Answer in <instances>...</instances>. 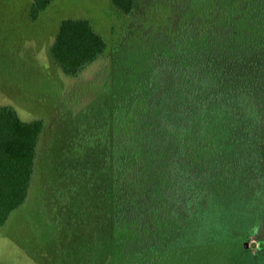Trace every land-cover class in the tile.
Returning a JSON list of instances; mask_svg holds the SVG:
<instances>
[{"label":"trees","instance_id":"16d2710c","mask_svg":"<svg viewBox=\"0 0 264 264\" xmlns=\"http://www.w3.org/2000/svg\"><path fill=\"white\" fill-rule=\"evenodd\" d=\"M55 1L33 0L31 20ZM112 2L134 18V41L121 52L138 60L126 89L74 113L49 168L70 212L97 216V235L107 234L94 264H135L138 255L223 264L241 251L240 237L209 243L217 225L205 215L264 192V0ZM107 49L89 20L66 19L50 52L75 78ZM45 129L44 119L0 106V235L31 198ZM222 188L232 195L217 196ZM253 262L264 264V249Z\"/></svg>","mask_w":264,"mask_h":264},{"label":"rangeland","instance_id":"374dc122","mask_svg":"<svg viewBox=\"0 0 264 264\" xmlns=\"http://www.w3.org/2000/svg\"><path fill=\"white\" fill-rule=\"evenodd\" d=\"M32 2L0 0V106H12L24 121L42 118L46 122L33 192L2 230L0 264H94L96 250L107 249V234L97 235V216L77 217L70 212L48 159L57 140L64 139L74 113L99 95H112L116 88L125 86L133 60H138V55L125 57L121 52L122 47L134 41V18L121 13L112 0H56L33 22ZM66 19L89 20L108 42L104 57L75 78L61 70L50 52L60 24ZM145 32L142 30V34ZM228 195L232 190L222 188L217 192V196ZM238 203L231 200L202 219L217 225V231L207 235L208 240L212 239L209 243L215 237L225 238V234L240 237L241 251L225 254L223 264H254L253 258L264 249V192L253 203ZM202 219L196 227L205 229ZM124 257L118 264H132L133 257ZM168 260L172 264L169 257L166 264ZM134 262L163 264V259L138 255Z\"/></svg>","mask_w":264,"mask_h":264}]
</instances>
